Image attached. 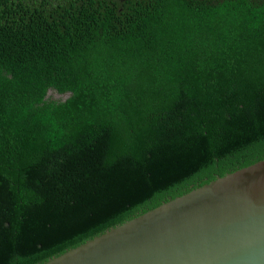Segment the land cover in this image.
I'll list each match as a JSON object with an SVG mask.
<instances>
[{
  "label": "trees",
  "instance_id": "16d2710c",
  "mask_svg": "<svg viewBox=\"0 0 264 264\" xmlns=\"http://www.w3.org/2000/svg\"><path fill=\"white\" fill-rule=\"evenodd\" d=\"M263 158L264 0H0V264Z\"/></svg>",
  "mask_w": 264,
  "mask_h": 264
},
{
  "label": "water",
  "instance_id": "95a60500",
  "mask_svg": "<svg viewBox=\"0 0 264 264\" xmlns=\"http://www.w3.org/2000/svg\"><path fill=\"white\" fill-rule=\"evenodd\" d=\"M42 264H264V158Z\"/></svg>",
  "mask_w": 264,
  "mask_h": 264
},
{
  "label": "flooded vegetation",
  "instance_id": "af4514ba",
  "mask_svg": "<svg viewBox=\"0 0 264 264\" xmlns=\"http://www.w3.org/2000/svg\"><path fill=\"white\" fill-rule=\"evenodd\" d=\"M64 95H65V94H62V95H58V96H57L56 93H54V92L51 91L47 96H51L52 99H55V100H56V99L61 98V97L64 96ZM47 96H46V97H47Z\"/></svg>",
  "mask_w": 264,
  "mask_h": 264
}]
</instances>
